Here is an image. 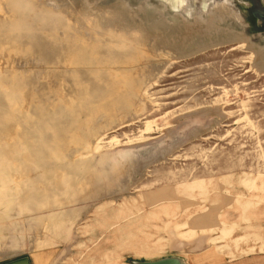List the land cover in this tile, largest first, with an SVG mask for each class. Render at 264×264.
I'll return each instance as SVG.
<instances>
[{
  "label": "rangeland",
  "instance_id": "rangeland-1",
  "mask_svg": "<svg viewBox=\"0 0 264 264\" xmlns=\"http://www.w3.org/2000/svg\"><path fill=\"white\" fill-rule=\"evenodd\" d=\"M20 1L0 264H264V0Z\"/></svg>",
  "mask_w": 264,
  "mask_h": 264
},
{
  "label": "bare ground",
  "instance_id": "bare-ground-1",
  "mask_svg": "<svg viewBox=\"0 0 264 264\" xmlns=\"http://www.w3.org/2000/svg\"><path fill=\"white\" fill-rule=\"evenodd\" d=\"M63 1V0H62ZM149 1V0H148ZM162 1H165V2H167L168 4L170 3V5L172 6L173 5V3H174V1H177V0H162ZM180 3L182 2L184 5L185 4H187L188 3V0H178ZM204 1L205 0H197V4L198 5H200L201 6V8H203L204 10H206V9H208V7H207V4L206 3H204ZM21 3H22V0L20 1ZM20 3V4H21ZM124 3V2H123ZM163 4H164V2H162ZM190 3V2H189ZM17 4V3H16ZM68 4V3H67ZM125 4V3H124ZM220 4V3H219ZM216 4V5H213L212 3H211V6H214V7H211V13H213V12H216V14H217V12H221V16L222 15H226V13L228 14V9H227V6H226V4ZM228 4V3H227ZM18 5V4H17ZM21 5H23V4H21ZM20 5V6H21ZM142 5H144V4H142ZM166 5V4H165ZM229 5V4H228ZM230 6V5H229ZM16 7V6H15ZM19 7V6H18ZM23 7H24V5H23ZM54 7H56V6H54ZM163 7H164V5H163ZM20 9V8H19ZM59 9V8H58ZM164 9V8H163ZM234 9V8H233ZM66 10V9H65ZM106 10V9H105ZM231 10V9H230ZM99 12V11H98ZM127 12V11H126ZM97 13V12H96ZM100 13V12H99ZM233 13H235V12H233ZM161 14H162V12H161ZM219 14V13H218ZM217 14V15H218ZM236 14V13H235ZM179 15V14H178ZM202 15V14H201ZM201 15L199 16V18L201 17ZM228 15H230V14H228ZM237 15V14H236ZM240 15V14H239ZM239 15H237L238 17H240ZM71 16V15H70ZM233 16V15H232ZM69 17V16H68ZM152 17V16H151ZM180 17V16H179ZM198 17H196L195 19H196V23H197V21H199L198 19H197ZM203 18V17H202ZM212 18V17H211ZM217 18V17H216ZM218 18H222V17H218ZM224 18V17H223ZM222 18V19H223ZM228 18V17H227ZM232 18V17H231ZM233 18H235V17H233ZM164 19V18H163ZM209 19H210V17H209ZM215 19V18H214ZM129 20V19H128ZM203 20V19H202ZM207 20V19H206ZM220 21V20H219ZM224 21V20H223ZM130 22V21H129ZM182 22V21H181ZM209 22H210V20H209ZM89 23V22H88ZM162 23V22H161ZM178 23V22H177ZM212 23V22H211ZM224 23V22H223ZM243 23V22H242ZM131 24V23H130ZM135 24V23H134ZM207 24V23H206ZM216 24V23H215ZM219 24H220V22H219ZM24 25V24H23ZM136 25V24H135ZM158 25V23L155 25V26H157ZM211 25V24H210ZM216 25H218V24H216ZM27 26H29V25H27ZM141 26V25H140ZM169 26V25H168ZM209 26V25H208ZM143 27V26H142ZM146 27V26H145ZM221 27V26H220ZM155 28V27H154ZM153 28V29H154ZM169 28H170V26H169ZM190 28H193V27H190ZM206 28V27H205ZM24 29V28H23ZM144 29V28H143ZM147 28H145V30H146ZM207 29V28H206ZM216 29V28H215ZM178 30V29H177ZM200 30V29H199ZM212 30V29H211ZM214 30V29H213ZM24 31V30H23ZM147 31V30H146ZM152 31V30H151ZM206 31V30H205ZM217 31V30H216ZM222 31V30H221ZM224 31V30H223ZM222 31V32H223ZM30 33V32H29ZM164 33V32H163ZM181 33V32H180ZM219 33V32H218ZM237 33V32H236ZM224 34V33H223ZM165 35V34H164ZM170 35V34H169ZM211 35H212V33H211ZM49 36V35H48ZM239 36V35H238ZM160 37V36H159ZM219 37V36H218ZM240 37V36H239ZM176 39V38H175ZM225 39V38H224ZM241 40V39H240ZM243 40V39H242ZM175 41V40H174ZM219 41V40H218ZM155 42V41H154ZM172 42V41H171ZM222 42V41H221ZM14 43V42H13ZM157 43V42H156ZM158 43H163V42H161V41H159ZM218 43H220V41L218 42ZM217 43V44H218ZM223 43V42H222ZM164 44V43H163ZM214 44V43H213ZM216 44V45H217ZM161 45V44H160ZM148 46V45H147ZM157 46V45H156ZM210 46V45H209ZM158 47V46H157ZM69 68V67H68ZM60 69V68H59ZM121 72L123 73L124 71H122L121 70ZM126 72V71H125ZM120 73V72H119ZM128 73V72H127ZM26 74V73H25ZM105 98V97H104ZM104 98H101V99H104ZM101 102V101H100ZM101 104V103H100ZM102 105V104H101ZM103 106V105H102ZM106 106V105H105ZM108 106V105H107ZM111 108H112V106H111Z\"/></svg>",
  "mask_w": 264,
  "mask_h": 264
},
{
  "label": "water",
  "instance_id": "water-1",
  "mask_svg": "<svg viewBox=\"0 0 264 264\" xmlns=\"http://www.w3.org/2000/svg\"><path fill=\"white\" fill-rule=\"evenodd\" d=\"M14 264H29V263H28V261H22V262H18V263H14ZM144 264H179V263L175 260H164V261H160V262L144 263Z\"/></svg>",
  "mask_w": 264,
  "mask_h": 264
}]
</instances>
